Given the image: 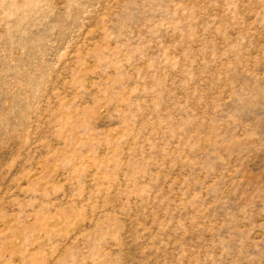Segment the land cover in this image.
I'll use <instances>...</instances> for the list:
<instances>
[{"label": "rangeland", "instance_id": "374dc122", "mask_svg": "<svg viewBox=\"0 0 264 264\" xmlns=\"http://www.w3.org/2000/svg\"><path fill=\"white\" fill-rule=\"evenodd\" d=\"M0 264H264V0H0Z\"/></svg>", "mask_w": 264, "mask_h": 264}]
</instances>
